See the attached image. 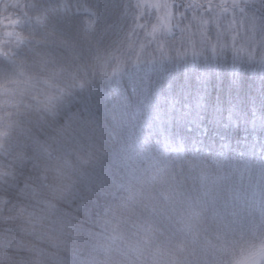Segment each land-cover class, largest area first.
I'll return each instance as SVG.
<instances>
[{"label":"trees","instance_id":"16d2710c","mask_svg":"<svg viewBox=\"0 0 264 264\" xmlns=\"http://www.w3.org/2000/svg\"><path fill=\"white\" fill-rule=\"evenodd\" d=\"M19 3L0 4V264H224L264 217V72L226 54L129 75L153 8ZM98 62L124 69L89 81ZM117 114L132 144L89 148Z\"/></svg>","mask_w":264,"mask_h":264},{"label":"rangeland","instance_id":"374dc122","mask_svg":"<svg viewBox=\"0 0 264 264\" xmlns=\"http://www.w3.org/2000/svg\"><path fill=\"white\" fill-rule=\"evenodd\" d=\"M20 1L8 0V8L18 6ZM136 2L139 7L146 5L153 8L155 15L145 16L144 36L136 48L125 53L127 60L121 61L124 67L128 65L129 75L137 72L142 74L143 70H160L167 65H175L177 68L186 60L192 62L203 57L226 54L232 60L243 61L260 73L264 72V31L261 30L264 15L259 14L264 0H235V3L228 0L226 11L221 8L220 0H211V10L209 0H136ZM172 4H175L176 8L172 9ZM233 7L236 8L235 12L232 11ZM241 8L246 9L248 17H254V23L245 22V17L240 12ZM187 9L194 12L185 15L184 10ZM10 22L18 24V20ZM246 37L253 39L246 43ZM119 55L123 53L119 52ZM104 67L102 62L92 67L88 66L86 68L88 70L86 75L90 76L88 80L104 82L117 80L124 69L121 65L119 67L122 69L118 66L117 68L108 66V63ZM101 69L104 73L98 77ZM117 116L118 119L111 123L109 131L102 132L98 128L94 144L90 143V146L86 143L89 148H94L93 145L100 146V149L107 146L113 151L115 144H132L124 139L127 138L126 129L125 135L121 137V129L128 126V123L121 122L123 115ZM230 116L233 115L227 114L225 118L228 120ZM97 125L98 123L95 124ZM122 150L125 154L128 152L126 148ZM164 176L158 172L155 177L158 181L156 190L166 185ZM248 224L247 229L251 234L241 236L235 245L226 240L223 248L228 254L223 256L226 260L224 264H260L264 259V217H259Z\"/></svg>","mask_w":264,"mask_h":264},{"label":"snow or ice","instance_id":"6c2138e0","mask_svg":"<svg viewBox=\"0 0 264 264\" xmlns=\"http://www.w3.org/2000/svg\"><path fill=\"white\" fill-rule=\"evenodd\" d=\"M227 3H228V0H220L221 8L224 11L227 10ZM233 3H235V0H233ZM209 10H211V0H209ZM259 10L261 11L262 15H264V7H261ZM232 11L235 12L236 8L233 7ZM240 12H241V15L245 17V22L246 23H254V17H248L246 15V9L241 8ZM261 30L264 31V23L261 24ZM252 39H253L252 37H246V43L247 42H251ZM233 40H235V37H233Z\"/></svg>","mask_w":264,"mask_h":264},{"label":"clouds","instance_id":"9594fccd","mask_svg":"<svg viewBox=\"0 0 264 264\" xmlns=\"http://www.w3.org/2000/svg\"><path fill=\"white\" fill-rule=\"evenodd\" d=\"M260 264H264V259H262V260L260 261Z\"/></svg>","mask_w":264,"mask_h":264},{"label":"water","instance_id":"95a60500","mask_svg":"<svg viewBox=\"0 0 264 264\" xmlns=\"http://www.w3.org/2000/svg\"><path fill=\"white\" fill-rule=\"evenodd\" d=\"M2 0H0V3H1Z\"/></svg>","mask_w":264,"mask_h":264}]
</instances>
